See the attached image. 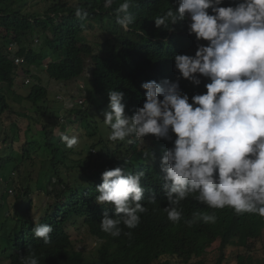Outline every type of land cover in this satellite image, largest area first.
<instances>
[{
    "label": "clouds",
    "instance_id": "9594fccd",
    "mask_svg": "<svg viewBox=\"0 0 264 264\" xmlns=\"http://www.w3.org/2000/svg\"><path fill=\"white\" fill-rule=\"evenodd\" d=\"M60 1H22L23 8L36 12L39 19H53L57 25L66 18L75 20L82 28L81 43L90 48L79 76L66 81L48 78L56 89L57 83L79 82L76 96L52 93L61 105L43 100L60 124L54 134L71 153L79 144L80 128L97 123L93 117L107 125L99 150L90 146L88 152L74 154L80 170L69 174L71 192L65 195L79 199L88 195L102 218L101 230L125 237L128 243L144 225L163 231L198 221L207 227L221 225L225 233L231 220L240 232L257 222L264 240V0H63L62 10L50 12ZM41 3L45 6L34 9ZM38 39L35 36L34 44ZM125 39L136 74L124 77L123 87L108 91L104 117L97 112L79 120V114H66L88 107L85 100L94 94V85L107 77L96 59L108 61V47L115 52ZM18 49L13 41L6 47L17 73L25 65ZM109 68L113 76L123 78L119 66ZM26 76L23 85H31L33 73ZM126 99L133 103L132 109L126 110ZM34 107L40 109L39 104ZM89 118L95 123L90 124ZM74 132L76 136H69ZM97 134L92 131L81 138L91 140ZM102 154L108 155V163H99ZM26 156L24 152L22 160ZM10 161L0 158V212L7 196L15 198L19 188L23 193L22 183L13 180L19 165ZM57 187L64 198V189ZM15 202L23 213L22 204ZM10 211L11 207L0 215V225L12 220L7 216ZM52 211L48 217L55 218ZM41 217L32 220L34 226L14 228L0 238V259L8 264L42 263L39 250L52 242L54 229ZM80 225L67 224L69 257L99 247L100 242L90 236L94 248L76 250L69 231Z\"/></svg>",
    "mask_w": 264,
    "mask_h": 264
},
{
    "label": "trees",
    "instance_id": "16d2710c",
    "mask_svg": "<svg viewBox=\"0 0 264 264\" xmlns=\"http://www.w3.org/2000/svg\"><path fill=\"white\" fill-rule=\"evenodd\" d=\"M22 1L25 0H0V26L5 33V35L0 34V118L6 112L12 113L8 95L3 92L4 89L13 87L17 74V68L8 59L6 52L7 45L12 41L19 46V55L24 57L23 71L26 74H31L30 67L34 66L38 70H44L48 78L54 81H66L79 76L84 65V55H90L89 46L86 43H81L85 41L80 33L82 28L75 20L66 18L57 25L53 19H39L36 12L29 13L23 8ZM65 5L66 2L63 0L56 2L52 4L50 12L57 13ZM67 14L71 15L70 12ZM30 20H34V23H31ZM34 36L39 37V42L36 44L32 43ZM122 43H124L122 47L115 52H112L111 46L108 47V61L96 59L97 65L107 77L94 85V94L85 100L88 107L84 110H68L66 114H79L81 115L79 120H82L84 115L96 114L105 105V101H107L105 97L109 90L123 87L124 82L121 81L124 77L125 80L134 77L136 72L132 71L135 68V63L130 53L131 45L127 40ZM33 45H37L36 49L31 47ZM155 54L157 53L155 52ZM44 62H46L45 68L43 67ZM110 64L119 66L125 71V74L122 71L123 78L118 75L117 78L113 76L112 69L109 68ZM31 77L36 81V84L31 86L26 99L30 104L36 106L45 99L47 90L41 85L39 77ZM125 102L126 110L133 108L131 100L126 99ZM39 107L44 111L42 118L38 119L41 130L33 135L28 133L26 136L23 146L27 155L25 159L32 162L36 156L33 151L37 148L44 152H50L52 156L48 159L49 167L45 169L46 161L41 160L40 178L38 177L33 183L49 181L52 176H55L56 185H60L64 189L63 198L59 187L55 188L54 186L50 190L44 186L39 188L47 197H51L50 200L53 203L46 205L41 220L51 223L54 229L52 242L47 246L43 245L39 250V255L42 257L40 264H231L233 262L228 261L229 256L234 257L235 264H264V240L259 234L257 222H252L240 232L238 224L231 220L229 230L225 233H221L223 231L221 225L207 227V223L199 224L198 221L191 226L181 222L176 227H169L163 231L144 225V228L134 231L137 235L130 243L124 239L125 237H113L104 233L100 228L102 218L97 217L91 201L88 200V195L83 199H79L73 194L65 195V193L71 192V189L68 190L71 184L70 178L66 171L59 170L58 165L55 164L59 158H62L63 161L66 158L65 153H60L61 150L58 148L60 145L55 141L57 137H55L54 128L60 124L53 114V110H49L46 101ZM134 112L135 110L132 113ZM34 139L35 142L31 146H35L36 149L30 152L29 141H34ZM63 154L65 155L63 156ZM108 162V155L102 154L99 163ZM31 183V180L26 182L23 193L20 188L18 191L15 190V199L22 204L24 214L17 210L16 202L13 203L10 206V213L7 214L8 218L12 220H8L5 225H0V238L8 237L14 228L34 226L30 217ZM23 198L26 199L23 200ZM50 209L53 210L50 215H55L52 216L55 218L48 217ZM79 223L87 227L89 235L100 244L96 251L93 250L94 252L83 253V255L73 253L72 257H69L65 249L71 245L66 233L67 224L76 226ZM219 239V245L213 250L207 251V248H210ZM230 239H236L235 253L232 255L226 253Z\"/></svg>",
    "mask_w": 264,
    "mask_h": 264
},
{
    "label": "rangeland",
    "instance_id": "374dc122",
    "mask_svg": "<svg viewBox=\"0 0 264 264\" xmlns=\"http://www.w3.org/2000/svg\"><path fill=\"white\" fill-rule=\"evenodd\" d=\"M44 6L45 5L41 3L39 4V6L34 7V9H37L38 7H44ZM0 34L5 35L1 26H0ZM33 38L35 39V36ZM93 40L96 41V38H93ZM36 47L37 46H35L34 48ZM94 50L100 51V47L94 46ZM30 72L33 73V76L39 77L40 83L47 87L48 92L45 98L47 99L49 103H51L52 106H57V105L62 104L61 101H57L52 95V93H55L56 91L60 93V95L58 94L59 96H61V94L67 97L77 95V85H79V82L77 80L67 82L64 84L57 83V89H58L57 90L54 87L55 85L49 82V79L46 73L44 72V70L40 71L38 69L35 70L34 68H31ZM17 75H18V79L15 80L13 87L3 90V92L6 95H8L7 97L9 100V104L11 106L12 113L6 112L0 118V158L2 157L10 158L11 161L9 163L14 162L16 165H19V168H18L19 172H14L16 173V176L13 179L14 181L18 183L19 182L23 183L22 186L25 187L26 182L28 180H31L32 191L29 194V196L31 200L33 201V203L31 204L30 216L32 217V220L35 221V220L40 219L43 211L46 208V204L51 203V200H50L51 197L50 198L47 197L43 191L39 190V188L41 186H44L46 188H49V187L53 188L55 186V188H57V185L56 183L55 185H53L52 183L56 181L55 177L51 178L49 181L42 180L44 182L33 183L34 180H36L38 177L40 178L39 175H40V172L42 171L41 170L42 165L40 161L41 160L46 161V163L44 164V168L46 169L49 167L48 159L52 156L50 155V152H44L40 148L36 149L35 146H31L35 142V139L34 141H29L28 148L30 152H32L33 149L34 150L36 149L35 151H33V154L36 155L37 157L34 156V159L32 160V162L26 159L22 160V154L24 155L25 151L23 149V152L21 153V150L23 148L25 136L26 134L28 135V133L33 135L37 131L41 130V124L39 122L35 123V120L43 115V111L41 109H36L34 106H31L29 101H27L26 99L30 86L35 83V81L32 79L33 77L30 78V74H26L25 72H23V69L21 66H19L18 68ZM26 75H28L29 78L31 79V85H26V86L23 85L22 78L27 77ZM59 89H61L63 93H61ZM13 91L15 92V95L12 93ZM81 94H83L81 95V97L83 98L86 96V92H83ZM64 98L66 99V97ZM42 103L43 101L40 102L39 105H41ZM36 110H37V113H36ZM106 110H107V107H104L103 109L98 111V113L101 114V117H104V112ZM93 118L94 120H96L97 123L92 124V122L93 123L95 122L94 120H92V118H89L88 122H90L92 126H90L89 128H83V127L80 128L79 137L77 136L79 138V144L78 146L70 149L71 153L65 152L67 149H69L65 146V144L58 147L61 150L60 153L63 152L66 154V158L64 161L62 158H59V161H55V164L58 165L57 167L59 168V170L63 169L64 171H66V174L68 177H69V174L71 173H73V175H76L77 172L80 170L78 167V163H77V156L74 155L78 150L82 152H88V149L90 146H94L97 150L100 149L99 142L101 141L100 140L101 138L104 139V136H105L104 134H106L107 125H105L103 121L100 122V119H98L97 117H93ZM81 126H84V124H82ZM92 131H98L97 137L91 140H88L86 138H81V137L86 136L88 133ZM100 133H103V135ZM73 135L76 136L75 132L69 136H73ZM55 137H57V139L55 140L57 141L60 135H57ZM65 154H63V156ZM79 163L81 164V162ZM25 199L26 198H23V200ZM14 200H15L14 197L13 198L9 196L6 197L5 207H3L4 211L1 210L0 212L1 216H4L5 211L9 210ZM0 203L3 204V201L2 202L0 201ZM69 234H70L71 240L73 241L74 246L76 247V250L90 251L94 248L96 244L94 239H92L90 235L88 234L87 227L83 225L82 226L80 225L78 228L72 227L69 231ZM229 244L230 245H229V248L226 249V253L227 254L230 253L229 255H232L235 253L234 247H235L236 241L230 240ZM213 245H215V247L217 246L216 243H214ZM212 249H214V246L211 249L209 248L208 251ZM228 261L233 262L231 264H235V259L232 256L228 257ZM0 264H8V263L5 260L0 259Z\"/></svg>",
    "mask_w": 264,
    "mask_h": 264
}]
</instances>
